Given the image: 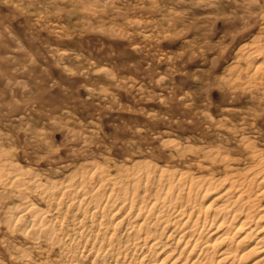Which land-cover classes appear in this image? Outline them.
<instances>
[{
    "label": "rangeland",
    "instance_id": "obj_1",
    "mask_svg": "<svg viewBox=\"0 0 264 264\" xmlns=\"http://www.w3.org/2000/svg\"><path fill=\"white\" fill-rule=\"evenodd\" d=\"M256 41L264 0H0V157L45 181L83 160L168 157L165 141L264 149ZM17 189L0 183V264L39 262L3 218Z\"/></svg>",
    "mask_w": 264,
    "mask_h": 264
},
{
    "label": "bare ground",
    "instance_id": "obj_2",
    "mask_svg": "<svg viewBox=\"0 0 264 264\" xmlns=\"http://www.w3.org/2000/svg\"><path fill=\"white\" fill-rule=\"evenodd\" d=\"M254 43L245 58L264 60ZM232 139L237 151L227 136L196 148L165 141L168 157L83 160L45 181L0 157V183L23 188L3 218L33 264H264V149Z\"/></svg>",
    "mask_w": 264,
    "mask_h": 264
}]
</instances>
